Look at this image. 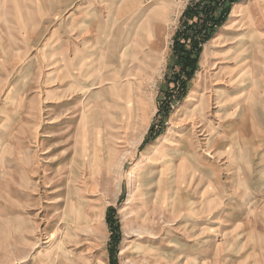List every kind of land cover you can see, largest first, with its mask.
Here are the masks:
<instances>
[{"label": "rangeland", "instance_id": "obj_1", "mask_svg": "<svg viewBox=\"0 0 264 264\" xmlns=\"http://www.w3.org/2000/svg\"><path fill=\"white\" fill-rule=\"evenodd\" d=\"M198 3L0 0V264H264V0L179 77Z\"/></svg>", "mask_w": 264, "mask_h": 264}, {"label": "trees", "instance_id": "obj_2", "mask_svg": "<svg viewBox=\"0 0 264 264\" xmlns=\"http://www.w3.org/2000/svg\"><path fill=\"white\" fill-rule=\"evenodd\" d=\"M237 1L239 0H205L207 3L204 5L198 3L193 6V12L189 17L190 23L186 22V29L175 35L176 43L173 48L179 77L184 74L189 78L192 75L196 69L201 43L209 39L225 23L232 5ZM199 11L201 14L196 18ZM173 83L178 92L184 90V80L179 84L176 78ZM152 130L153 128H150V133Z\"/></svg>", "mask_w": 264, "mask_h": 264}, {"label": "bare ground", "instance_id": "obj_3", "mask_svg": "<svg viewBox=\"0 0 264 264\" xmlns=\"http://www.w3.org/2000/svg\"><path fill=\"white\" fill-rule=\"evenodd\" d=\"M241 7V5L238 7V8H240ZM247 73H249V72H247ZM244 74V73H243ZM245 76V75H244ZM247 76V75H246ZM104 77V76H103ZM238 77V76H237ZM249 77V76H248ZM105 78V77H104ZM93 87L92 88H95V86L94 85H92ZM237 89V91H236V93L238 94L239 92H241L242 90L241 89H239V87H237L236 88ZM127 95V94H126ZM252 96V95H251Z\"/></svg>", "mask_w": 264, "mask_h": 264}]
</instances>
